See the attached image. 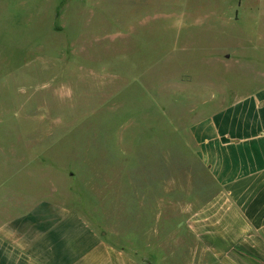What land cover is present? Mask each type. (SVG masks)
<instances>
[{
    "label": "rangeland",
    "instance_id": "1",
    "mask_svg": "<svg viewBox=\"0 0 264 264\" xmlns=\"http://www.w3.org/2000/svg\"><path fill=\"white\" fill-rule=\"evenodd\" d=\"M26 2L0 17V194L102 223L123 180L209 199L191 128L264 86V0Z\"/></svg>",
    "mask_w": 264,
    "mask_h": 264
},
{
    "label": "crops",
    "instance_id": "2",
    "mask_svg": "<svg viewBox=\"0 0 264 264\" xmlns=\"http://www.w3.org/2000/svg\"><path fill=\"white\" fill-rule=\"evenodd\" d=\"M26 1L0 0V17ZM191 135L216 187L199 207L163 210L155 183L136 180L106 196L103 223L48 199L0 194V264H264V86Z\"/></svg>",
    "mask_w": 264,
    "mask_h": 264
}]
</instances>
